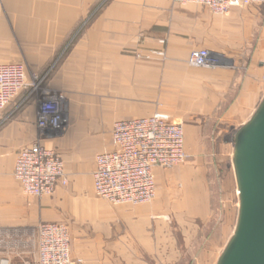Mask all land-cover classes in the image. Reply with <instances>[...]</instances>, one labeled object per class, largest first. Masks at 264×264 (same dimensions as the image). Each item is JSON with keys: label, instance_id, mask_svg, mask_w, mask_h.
<instances>
[{"label": "crops", "instance_id": "obj_1", "mask_svg": "<svg viewBox=\"0 0 264 264\" xmlns=\"http://www.w3.org/2000/svg\"><path fill=\"white\" fill-rule=\"evenodd\" d=\"M97 1L0 0V63L25 62L28 80L45 74L83 25L58 55L45 87L62 96L64 121L62 133L42 143L62 151L68 184L36 197L14 176L18 152L39 140V94L10 119L0 116V264H37L33 230L56 221L69 227L74 264L177 261L174 215L181 219L191 210L187 198L174 204L167 186L185 168L156 167L157 197L149 203L115 205L95 191V156L114 149L118 120L166 113L183 123L187 143L197 128H229L220 131L232 134L222 140L228 148L220 155L232 156L238 184L236 138L264 102V8L235 7L223 15L174 0H109L94 7ZM92 12L91 21L80 24ZM195 49H209L219 64L191 65ZM195 215L186 217L191 239Z\"/></svg>", "mask_w": 264, "mask_h": 264}, {"label": "built area", "instance_id": "obj_2", "mask_svg": "<svg viewBox=\"0 0 264 264\" xmlns=\"http://www.w3.org/2000/svg\"><path fill=\"white\" fill-rule=\"evenodd\" d=\"M176 1L197 3L223 15L235 7L264 5V0ZM189 61L193 66L207 68L219 64V58L209 49L193 50ZM34 76L31 84L23 64H0V114L28 85H32L33 92L40 90L41 81L37 74ZM40 97L39 140L18 152L14 168V176L25 193L36 197L52 195L59 184H68L63 157L42 143L63 131L62 96L44 89ZM112 140L114 149L97 155L93 177L97 195L115 205L152 202L157 196L154 169L176 167L187 156L184 125L166 113L118 120ZM33 231L37 264H74L70 231L65 222H42Z\"/></svg>", "mask_w": 264, "mask_h": 264}, {"label": "rangeland", "instance_id": "obj_3", "mask_svg": "<svg viewBox=\"0 0 264 264\" xmlns=\"http://www.w3.org/2000/svg\"><path fill=\"white\" fill-rule=\"evenodd\" d=\"M108 1L109 0H98L96 4H94V7H103ZM174 1L178 2L176 0ZM260 7L264 8V5ZM95 14L96 12H92V15L86 16V19L83 18L80 24H84L85 20H88L86 22H90ZM79 26L80 25L70 33L66 44H70L73 40L78 38L79 33L83 31V25L80 28ZM66 44L59 48L56 57L52 62L48 63V71H46V69L45 74H31V79H29L28 82L32 84V81H34L33 78L35 77L34 75L37 74L39 77L38 81H41L40 90L33 92L32 85H28L27 88L30 90L29 95L23 99H18L25 90L24 89L0 114V116H3L4 120L10 119L16 112L24 108L36 94H39L40 101L41 92L46 89V83L51 77L53 69L58 64V55L61 53L60 56L62 57L64 52H67L69 48ZM14 62L23 64L26 73H28L25 62ZM10 106H13L14 110L9 114H5V111ZM222 129L226 131L229 128L214 125L212 128L207 125L201 127L200 130L197 128L192 135V141L190 143L185 141V146L190 148L188 149L191 151V153H189L190 155L187 154L184 163L169 168L170 170L185 168L184 171L186 173L181 174V177L177 176V179L173 180L172 183L167 186V194L172 197L171 200L174 204H178V201L186 200L187 198L191 210V212L183 215L181 219L176 218V215H174V232H176L177 243L180 247L176 254L177 261L174 264H218L219 259L223 256L234 236L240 212V194L232 156L229 155V157H224L220 155L228 146V144L226 146V144H224L225 141L222 140L227 141L232 139V134L226 135L225 133H220ZM61 133L55 136H59ZM186 137L187 132L185 134V140H187ZM54 149L63 157V153L59 148L55 147ZM230 150V153H232L231 145L229 146V151ZM98 154H96L95 160ZM202 204H206L205 209L201 212H196L197 207L199 208ZM191 214H198L195 215L196 219H194V228L197 230V235L194 236L193 239L190 238L192 229H188V223H186L187 215ZM182 218L185 219V222H183L184 219Z\"/></svg>", "mask_w": 264, "mask_h": 264}, {"label": "water", "instance_id": "obj_4", "mask_svg": "<svg viewBox=\"0 0 264 264\" xmlns=\"http://www.w3.org/2000/svg\"><path fill=\"white\" fill-rule=\"evenodd\" d=\"M235 167L240 216L219 264H264V102L237 135Z\"/></svg>", "mask_w": 264, "mask_h": 264}, {"label": "bare ground", "instance_id": "obj_5", "mask_svg": "<svg viewBox=\"0 0 264 264\" xmlns=\"http://www.w3.org/2000/svg\"><path fill=\"white\" fill-rule=\"evenodd\" d=\"M181 4H184V3H181ZM186 4H189V3H186ZM195 4H197V3H195ZM217 14H219V13H217ZM196 50V49H195ZM0 64H3V63H0ZM4 64H6V63H4ZM190 64H191V62H190ZM191 65H193V64H191ZM195 66V65H194ZM196 67H198L197 65H196Z\"/></svg>", "mask_w": 264, "mask_h": 264}]
</instances>
